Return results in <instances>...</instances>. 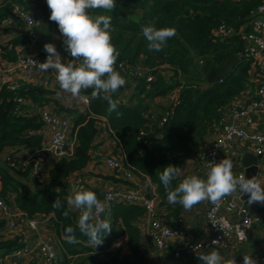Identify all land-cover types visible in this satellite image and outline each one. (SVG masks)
<instances>
[{
  "label": "trees",
  "instance_id": "trees-1",
  "mask_svg": "<svg viewBox=\"0 0 264 264\" xmlns=\"http://www.w3.org/2000/svg\"><path fill=\"white\" fill-rule=\"evenodd\" d=\"M14 5L31 12L39 19L42 17L44 33L49 29L59 32L57 24L49 19L50 9L46 0H0V31ZM259 5L261 0H116L114 11L88 10L92 16L106 15L112 18V43L119 52L115 70L126 80V84L112 98L117 104V111L122 115L117 118L116 112L110 113L109 105L103 99H92V89H89L84 91L90 96V100L83 111L60 107L61 111L74 114V153L69 158L54 160L45 171L43 182H32L29 186L18 184L9 172H17L28 180V170H16L0 161V196L5 202L11 204L10 194L14 195L13 204L28 219L53 215L50 222L58 242L61 264H70L67 258L69 255L75 256V259L77 256H84L75 260V264L146 263V254L140 244V231L136 227L137 219L144 214L143 208L114 205L110 210L111 232L105 233L103 244L95 249L89 245L88 237L79 231L68 208L65 188L70 186L69 178L87 167L93 141L103 130L122 152L120 159L125 169L148 178L155 184L159 203L161 206L166 204L172 210V215L177 217L182 206L168 203L166 190L159 180L160 174L168 165L180 170L185 161L200 148V142L220 126L222 109L245 89L248 76L249 63L239 57L244 51L242 40L232 36L214 41L211 31L219 25L235 30L246 28ZM146 25L173 28L176 34L160 52H150L141 32ZM28 41L26 36L21 35L0 45V60L8 63L14 61L15 48ZM62 50L71 58L63 42ZM233 54L239 57L233 70L217 83L206 87L210 69L221 66ZM118 63L125 69L139 67L150 71L154 79L147 82L145 77L138 80L127 78L116 67ZM180 86L177 103L169 107V115L162 128L159 129V120L156 118H144L146 106H143V98L156 100ZM127 90L131 92L130 100L135 101L130 102L131 105L118 101ZM50 94L51 92L41 87L26 83L16 91L2 89L0 154L7 148H23L35 152L40 147L43 138L39 133L43 124L36 115L16 114L15 99L27 98L45 108V102H52V99L47 98ZM100 123H103L102 126ZM28 157L29 155L16 158L15 161L21 164ZM177 186L178 179L175 176L171 181V188L174 190ZM54 200L60 201V209L52 207ZM64 212L68 215L65 216ZM2 225L3 222L0 221V228ZM69 226L75 229L77 243H68L65 239V229ZM123 236L126 237L127 253L123 254L122 248L108 250L110 244ZM18 246L19 243L6 241L0 236V250L4 255ZM173 248L170 249L168 258L172 257ZM90 252L94 254L88 255ZM103 253L110 254L100 258Z\"/></svg>",
  "mask_w": 264,
  "mask_h": 264
},
{
  "label": "built area",
  "instance_id": "built-area-1",
  "mask_svg": "<svg viewBox=\"0 0 264 264\" xmlns=\"http://www.w3.org/2000/svg\"><path fill=\"white\" fill-rule=\"evenodd\" d=\"M252 18L247 22L246 28L238 30L219 25L211 31L214 41L223 40L227 37L236 36L242 40L244 51L239 57L249 63L248 76L245 89L236 96L228 105L222 109L221 123L212 134L206 136L200 142V148L189 157L190 162L203 171L208 172V164L222 160L221 153L228 149L232 142H237L245 152L253 153L264 159V133L256 132V120L253 116L256 112H264V4L261 3L252 13ZM18 24L24 28L22 35L26 36L29 43H36L39 39L40 19L20 6L14 5L9 17L4 21L3 26H14ZM248 28V30H247ZM46 51L36 54H19L12 62L0 60V92L2 89L16 91L24 83L22 78L11 79L14 74H20L30 78L35 73H46L39 69V63L47 59ZM200 63H202L200 61ZM127 78L135 80L146 78L147 82L154 79L152 72L143 68L125 69L122 64L116 65ZM115 68V65H114ZM49 71V70H48ZM89 90V89H88ZM173 89L169 95L174 96ZM253 95H250L251 91ZM82 90V95L87 97V103L82 102L86 107L89 104L90 96ZM178 100V97L176 98ZM153 100V99H152ZM167 96L157 97L154 103H149V110L143 113L144 118L159 120V129L164 126L169 115ZM120 102V99L118 100ZM158 102L167 107L163 110L164 115L157 116L159 109ZM31 105L30 99L17 97L15 99V113L27 116V105ZM40 123L48 129L49 136L42 139L40 147L29 155L21 164L10 157L6 163L10 168L28 170V178L31 182H43L45 178V165L62 158H69L74 153L75 136L73 125L68 118H59L46 109H40L36 114ZM247 128L249 130H247ZM142 134V133H141ZM140 134V135H141ZM121 155H107L104 158V165L116 173L125 182L122 188H108L100 193H95L86 187L85 183L78 180H70V186L65 188V197L73 195V189L93 191L97 198L105 204V210L98 214L99 219L111 223L110 210L116 204L134 205L143 208L144 214L136 221V227L152 249L158 253L156 264H188L186 256H195L207 253L211 250H227L230 242L234 240L237 244L247 241V233L253 224H264V204L255 213L244 214L243 218L231 222L229 216L241 214L236 203L225 196L218 204L209 201L201 202L204 207V223L206 237H197L194 233L182 229L179 220L168 221L159 211V196L154 191L152 182L145 177L135 175L131 170L125 169ZM244 175L239 172L236 176ZM263 186V185H262ZM1 188V184H0ZM76 224L81 210L70 209ZM42 217V216H41ZM44 219L43 221H46ZM0 221L3 222L0 228L1 236L6 241L19 243L8 254L0 259V264L8 260H26L35 264H61V255L57 240H50L40 231L41 222L36 218H26L14 204L5 202L0 196ZM176 221V222H175ZM241 235L245 238L241 239ZM119 240V239H118ZM219 240L218 243H213ZM90 245V244H89ZM91 246V245H90ZM95 248L94 246H92ZM174 247L172 257H167L170 249ZM99 248L97 246L95 249ZM94 254L90 252L88 255ZM70 264H75V256H67ZM258 262L264 264V256L258 257ZM24 262V263H25Z\"/></svg>",
  "mask_w": 264,
  "mask_h": 264
},
{
  "label": "clouds",
  "instance_id": "clouds-1",
  "mask_svg": "<svg viewBox=\"0 0 264 264\" xmlns=\"http://www.w3.org/2000/svg\"><path fill=\"white\" fill-rule=\"evenodd\" d=\"M50 9L49 19L55 22L63 37L65 50L73 58L72 62H62L56 46L46 43L44 50L47 59L39 63L41 71L53 70L55 79L63 93L71 98L87 103V97L82 90L92 89V99H103L109 105L108 111L116 112L117 118L122 113L117 111L113 94L126 84V80L115 70L119 52L112 43V25L110 16L98 15L95 18L89 14V9L114 11L116 0H46ZM142 36L147 41L150 52H160L170 38L175 36V29L156 28L146 25L141 29ZM79 61V63H77ZM209 171L206 179L192 175L184 178L177 187L171 188V181L179 169L168 165L159 176L163 184L169 204H179L185 210L209 201L218 204L225 196L239 192L240 197L248 194L247 204H264V186L255 178L244 175L235 176L232 172V161L222 159L207 165ZM240 203H245L240 200ZM69 209L81 210L78 219L79 231L88 237V243L95 248L103 244V237L111 232L112 225L106 220L97 218L105 210L93 191L73 189V195L67 198ZM54 209H60L58 200L52 203ZM67 216L68 213L64 212ZM75 229L71 226L65 229V239L68 243H77ZM245 237L241 235V239ZM214 240L213 243H218ZM201 264H236L235 259L224 260L215 249L207 254L198 255ZM243 264H257L251 255L243 256Z\"/></svg>",
  "mask_w": 264,
  "mask_h": 264
},
{
  "label": "crops",
  "instance_id": "crops-1",
  "mask_svg": "<svg viewBox=\"0 0 264 264\" xmlns=\"http://www.w3.org/2000/svg\"><path fill=\"white\" fill-rule=\"evenodd\" d=\"M261 3L264 4V0H261ZM264 17V16H263ZM40 31H39V39L36 43L30 44L29 41L25 42L21 45H18L15 48L16 56L23 53V54H36L39 52H44V45L46 43H52L56 46L58 52L61 55L62 62H72L71 59L68 56L66 52L62 50V42L63 37L62 34L58 31H55L53 29L47 30L46 33H44L43 28V18L40 17ZM24 28L22 26H19L18 24H14V26H7L5 29L0 31L1 37H0V45L6 44L10 40L21 36ZM79 63V61H77ZM56 73L49 69L46 73H35L30 78H26L23 75L20 74H14L11 76V79H18L22 78L24 80V83L31 84L36 87H41L47 92H51L50 95H47V98L52 99V102H45L43 105L46 108V110H49L52 113L58 114L61 117H66L70 119L71 123L73 124L74 121V114L72 113H66L64 111L60 110V107L68 108L69 110H80L83 111L86 107L82 104L80 100L73 99L70 97L69 94L63 93L59 87L58 82L55 79ZM83 94V93H81ZM129 94V96H128ZM254 91L252 90L250 95H253ZM131 92L127 90L125 93L121 94V96H125L130 100ZM55 102V103H53ZM31 105H27V112L29 115L27 116H34L36 115L40 109H45L42 107H39L38 104H35L30 100ZM253 119L256 120L257 126L255 128L256 132L264 133V112H256L253 116ZM101 124V123H100ZM103 124V123H102ZM101 124V126H102ZM247 130H249L247 128ZM43 139H47L49 136L48 129L45 126H42L40 133H39ZM31 152L30 149H4L0 154V161L6 162V160L10 157L16 159V158H24L25 156L30 155ZM113 154L115 156L121 155L122 152L119 150L116 142L103 130L97 135L95 140L92 144V149L90 151V160L85 169H83L80 172H77L69 179H73V182H77L78 180H81L85 183L86 187L89 189H92L95 193H100L105 189L108 188H122L125 185V182L121 179L120 176H118L116 173H114L112 170L108 169L104 165V158L107 155ZM245 154V149L242 150L240 145L237 142H232L228 149L223 151L221 153L222 159H229L232 161L233 167L232 172L236 176L239 172H244V168L241 165V158ZM253 154V153H252ZM254 155V154H253ZM255 156V155H254ZM52 162L49 164H46L44 169L45 171L50 167ZM188 164H186L187 166ZM192 165V163H191ZM258 171L256 175V179L261 182V185L264 186V159H260L258 161ZM189 171L186 170H180L181 176L179 179H184V174L187 175L186 177L196 175L199 178L206 179V172L201 171L197 165L193 166L192 168H186ZM21 170V168L19 169ZM185 177V178H186ZM29 182V180H28ZM29 184H32L30 181ZM153 184V183H152ZM154 191L156 192V185L153 184ZM240 196L239 192L233 193L230 196H227L228 198L234 200V198H237ZM10 201L12 202L14 199V195L10 194ZM202 204V203H201ZM204 204V203H203ZM200 205V203H199ZM205 205V204H204ZM203 205V206H204ZM197 206V205H196ZM196 206H193L190 210H185L183 207L180 209L179 214L177 217H174L173 220H179V225H182V229L188 232L194 233L197 237H206L207 233H205V223H204V210L206 208L203 207L201 209H196ZM262 206L260 203H254L249 206V213H255L259 207ZM160 211V209H159ZM161 212V211H160ZM167 214H172L171 209H167ZM161 212V215L164 217ZM53 215L49 214L46 217H40L35 216L34 218L40 220L41 222V228L40 231L43 233V235L50 240H55L56 235L53 231V228H51L52 224L50 222V218H52ZM231 222H236L240 219L238 214L230 215L229 216ZM44 219H47L46 221H43ZM172 222V220H168ZM176 222V221H175ZM1 236V232H0ZM247 241L245 243L237 244L234 240L230 242V246L227 250H216L219 252V254L223 257L224 260L228 259H235L236 264H243V256L244 255H251L253 259L257 261V264H260L258 262L259 256H264V224H253L251 229L247 233ZM123 246L122 250L123 252L127 253V246H126V237L123 236ZM120 241V240H119ZM140 244L142 251L146 254V263L145 264H151L150 261V255L151 257H155L154 253H149L148 250L150 249V244L144 238L142 235H140ZM174 250V248H173ZM213 251V250H211ZM211 251L207 252L210 253ZM169 253V252H168ZM203 253V254H207ZM4 255L3 252L0 250V256ZM168 255V254H167ZM186 262L184 260V263L188 264H201V261L198 258V255L195 256H186ZM155 259V258H154ZM26 260H8L5 262V264H24ZM152 264H156V260H152Z\"/></svg>",
  "mask_w": 264,
  "mask_h": 264
},
{
  "label": "water",
  "instance_id": "water-1",
  "mask_svg": "<svg viewBox=\"0 0 264 264\" xmlns=\"http://www.w3.org/2000/svg\"><path fill=\"white\" fill-rule=\"evenodd\" d=\"M239 62V57L236 54H233L227 57L224 63L217 67L210 69L207 79H206V87L217 83L219 80L227 76L234 68V66ZM261 159L260 156H254L252 153L245 152L243 157L241 158V165L244 168V176L246 178H255L258 171V161ZM9 175L12 179H14L18 184L23 186H29L28 180L18 174L17 172L11 171ZM240 200H243L245 203L241 204ZM248 200V194H244L242 197L238 196L234 198V202L240 208L241 214L239 217L243 218L244 214L248 211L249 205L246 203Z\"/></svg>",
  "mask_w": 264,
  "mask_h": 264
},
{
  "label": "rangeland",
  "instance_id": "rangeland-1",
  "mask_svg": "<svg viewBox=\"0 0 264 264\" xmlns=\"http://www.w3.org/2000/svg\"><path fill=\"white\" fill-rule=\"evenodd\" d=\"M94 18L96 17V16H93ZM5 29V27L3 26L2 27V31ZM180 88H181V86L175 91V95L174 96H171V95H166L167 96V98L169 99L168 100V102H169V105H174V102L177 100L176 98L177 97H179V92H180ZM128 96H129V94H128ZM119 99H120V103H123V104H127V105H131V103L130 102H134L135 103V101H133V100H129L128 98H126L125 96L123 97V96H120L119 97ZM149 103H154V101L152 100V99H146V98H143V106H146V108L144 109V112H146L147 110H149V106H148V104ZM157 105H159L158 107H157V109H159L158 110V112L156 113V115L157 116H160V115H164V113L166 112H164L163 110L168 106H166L165 104H162V102H158L157 103ZM186 164H188L187 166H186ZM194 165L192 164L191 165V162H190V160H189V158L185 161V163L183 164V166L180 168V170H186V171H189L188 169H186V168H192ZM179 170V171H180ZM182 171V172H183ZM182 172H178V174L176 175V177H177V179H178V184L183 180V179H179L180 178V176H181V173ZM180 175V176H179ZM187 175H185L184 174V178L186 177ZM28 180L30 181V179L28 178ZM196 206V205H195ZM204 206H203V204H201L200 203V205L199 204H197V206H196V209H201L202 210V208H203ZM159 209H160V211L162 212L163 211V215H164V217L166 218V219H168V220H173L174 219V216L171 214H167L166 215V211H167V209H168V206L166 205V204H164L163 206H161V204H160V207H159ZM120 240V241H119ZM119 240H117V242H115V243H113V244H110V247L108 248V250H115V249H117V248H122V246H123V244H124V242H123V238L121 239V237L119 238ZM121 250V249H120ZM148 252L151 254V253H154V256L155 257H151V255H150V261H149V263H151L152 264V260L153 261H155L156 260V258L158 257V253H156L153 249H152V247H150V249L148 250ZM122 253L123 254H125V252H123V250H122ZM105 254H110V253H105ZM105 254L103 253V254H101L100 255V258H103L104 256H105ZM82 258H84V256H77L76 257V259L75 260H79V259H82ZM155 258V259H154ZM87 260V259H86ZM80 263V262H79Z\"/></svg>",
  "mask_w": 264,
  "mask_h": 264
}]
</instances>
